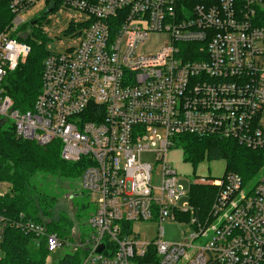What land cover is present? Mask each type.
<instances>
[{
	"label": "built area",
	"instance_id": "obj_1",
	"mask_svg": "<svg viewBox=\"0 0 264 264\" xmlns=\"http://www.w3.org/2000/svg\"><path fill=\"white\" fill-rule=\"evenodd\" d=\"M42 1L10 0L13 21L0 33V125L41 146L57 140L63 160L84 162L79 194L87 191L96 209L85 238H61L23 214L16 227L45 239L50 253L86 250L82 264H264V168L247 182L234 171L192 182L219 187L201 215L189 199L179 206L191 188L168 159L187 135L264 148V0H64L85 26L46 57L41 93L22 111L5 76L31 49L12 34ZM146 151L160 163L159 185L141 160ZM165 220L188 224L190 235L163 241ZM148 221L159 227L143 240L134 224Z\"/></svg>",
	"mask_w": 264,
	"mask_h": 264
},
{
	"label": "trees",
	"instance_id": "obj_2",
	"mask_svg": "<svg viewBox=\"0 0 264 264\" xmlns=\"http://www.w3.org/2000/svg\"><path fill=\"white\" fill-rule=\"evenodd\" d=\"M63 2L46 0L49 7L43 17ZM9 3L10 0H0V33L5 32L13 21L14 14ZM43 17L29 20L18 33L12 34L30 45L31 49L26 61L5 76V92L13 98L15 108L22 111L31 110L41 93L44 60L50 53L46 48L48 36L40 28ZM83 26L71 22L64 33L72 35ZM175 144L182 148L183 159L193 166L205 160H225V172H237L245 182L256 178L264 166V148L254 150L233 139L187 135L177 137ZM61 151V143L57 140L41 146L33 140L18 137L11 125H0V186L7 184L5 192H0V216L6 221L0 264H47L50 252L45 239L16 227L15 222L21 214L44 224L61 238L74 239V221L68 215L60 214L57 219L52 218L59 198L54 186L57 180L79 179L85 163L67 162L62 159ZM218 191L216 185L193 184L189 201L198 213L208 214ZM85 255L84 249L76 253L66 252L57 264H82Z\"/></svg>",
	"mask_w": 264,
	"mask_h": 264
},
{
	"label": "rangeland",
	"instance_id": "obj_3",
	"mask_svg": "<svg viewBox=\"0 0 264 264\" xmlns=\"http://www.w3.org/2000/svg\"><path fill=\"white\" fill-rule=\"evenodd\" d=\"M48 7L49 6L45 1L39 2L36 6L28 10L27 14L24 16L25 20L28 21L37 17H43V14L47 11ZM81 17L82 15L78 11L65 8L63 3L60 4L57 9L48 12L43 17L40 28L42 29V33L48 36L46 48L49 52H58L62 48H65L67 45L76 41V37L66 35L64 31L69 27L71 22H75L77 25L82 22ZM82 28L83 27L80 29ZM168 159L171 160L173 167L177 169L178 173L182 175L184 180H181V184L187 191L190 190L191 183L196 182L200 177L219 179L225 174V160H205L198 166H193L191 163H188L183 159V150L179 147L171 149ZM141 160L153 165L154 184L159 185L162 174L161 166L156 160L155 153L152 151H146L142 154ZM263 168L264 166L261 169ZM79 187V179H76V181L66 179L57 180L54 188L58 191L59 198L52 214V218L57 219L60 214L68 215L70 219L74 221L73 232H81L85 238L93 231V227L89 225L88 222L91 214L96 209V204L92 201V197L91 195H88L87 191L80 195L79 192H81V190ZM188 199L189 197L183 198L180 201L179 206H183ZM158 227L159 226L153 221L137 222L134 224L135 231L141 233V238L143 240L153 239ZM162 227H164L165 231L163 236V241L165 242H182L191 233L189 225L178 220H165ZM199 242L200 241H196V244ZM67 251V249H59L50 253L46 263L57 264Z\"/></svg>",
	"mask_w": 264,
	"mask_h": 264
},
{
	"label": "water",
	"instance_id": "obj_4",
	"mask_svg": "<svg viewBox=\"0 0 264 264\" xmlns=\"http://www.w3.org/2000/svg\"><path fill=\"white\" fill-rule=\"evenodd\" d=\"M35 23V21H34ZM104 249V247L101 245L100 248L98 249L99 252H101Z\"/></svg>",
	"mask_w": 264,
	"mask_h": 264
}]
</instances>
